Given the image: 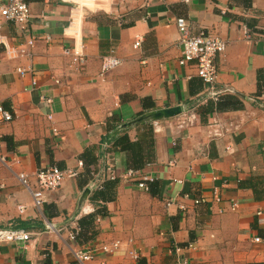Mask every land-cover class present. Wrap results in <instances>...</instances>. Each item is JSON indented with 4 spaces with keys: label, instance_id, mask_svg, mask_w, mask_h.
<instances>
[{
    "label": "crops",
    "instance_id": "0c3cea01",
    "mask_svg": "<svg viewBox=\"0 0 264 264\" xmlns=\"http://www.w3.org/2000/svg\"><path fill=\"white\" fill-rule=\"evenodd\" d=\"M25 1L27 31L2 26L12 54L0 45V107L12 119L0 115V228L31 237L25 245L0 242V264H74L72 249L81 244L67 232L82 207L91 212L78 220L94 218L95 235L82 244L94 250L88 264H264V249L253 241L264 239V217L255 214L264 211V0ZM178 18L193 33L226 42L215 58L212 96H231L240 109L200 122L196 108L211 94L193 62L178 63ZM31 37V55L19 56L18 46ZM74 44L85 55L81 70L64 55ZM107 55L121 65L101 74ZM144 100L153 104L149 111L178 105L185 111L160 120L158 132L151 123L126 127L149 112ZM188 112L195 119L178 129ZM213 119L224 127L221 138L210 136ZM124 136L128 142L117 143ZM82 160L101 181L111 166L107 200L92 201L90 191L82 201L92 179L79 167ZM139 165L154 179L148 191L124 179ZM51 166L76 175L46 192L37 208L33 174ZM115 242L118 249L102 250Z\"/></svg>",
    "mask_w": 264,
    "mask_h": 264
},
{
    "label": "built area",
    "instance_id": "2783aa9c",
    "mask_svg": "<svg viewBox=\"0 0 264 264\" xmlns=\"http://www.w3.org/2000/svg\"><path fill=\"white\" fill-rule=\"evenodd\" d=\"M124 1V0H122ZM188 2L189 0H184ZM0 45H5L7 48V53L11 55V50L7 46L5 36L2 34L3 23L13 24L18 31L23 35L29 26L31 21V12L28 4L25 0H0ZM176 26L178 30V46L180 48V58L178 60L179 65L184 66L190 62L195 64L197 76L201 79L205 86L206 92L211 94L210 99L217 100V97H213L214 86L217 80V70L215 66L216 55L222 54L226 49V42L219 36L208 33L204 30H199L193 33L190 29V25L184 18H178L176 20ZM46 41H50V37H45ZM35 39L30 38L25 41L23 45H19L17 48V53L19 56L29 57L31 55L30 49L34 46ZM141 39L135 41L133 47L136 49L140 46ZM64 55L70 57L72 61V66H75L77 70H81L85 66V55H83L80 46L77 47L74 44L71 47L64 49ZM121 65V60L114 55H107L102 58L101 61V74L108 72ZM17 73L23 76L26 71L24 69H17ZM183 114V113H182ZM0 115L4 121H11V113L0 107ZM181 115V114H180ZM195 119L193 112H188L187 116L183 117L181 121L178 122L177 128L184 129ZM153 130L155 132L159 131V121L151 122ZM210 136L213 139H218L224 135V127L217 119H213L209 122ZM2 160H4L2 158ZM79 167H83V162L78 163ZM107 180L111 181L115 179L114 173L111 166L107 168ZM75 173L71 171H62L58 167L51 166L44 169L37 170L33 176L36 181V189L30 191L33 205L40 208L44 201V195L48 191H53L61 186L64 178L66 176L75 177ZM91 181L89 182L88 188L90 191H94L102 188L103 182L106 180H99L98 176L94 173H90ZM21 184L29 189L28 178L29 176L21 173L18 176ZM124 179L128 181H133L136 183V187L143 191L149 190L150 183H153L154 179L145 174L143 168L141 169H128L124 174ZM264 184V179H263ZM219 201V197L215 199ZM200 200L195 201V204L200 203ZM173 204V200L167 202V206ZM238 203L236 201L231 203V209L236 210ZM181 209H184L181 206ZM20 212H23L24 206L19 207ZM94 210H92L93 212ZM91 210L87 207H82L79 210L78 215L90 214ZM257 217H264V211L258 209L256 211ZM78 217L74 221L73 228L67 232V238L72 243L77 242V236L79 228L77 225ZM30 233L22 229H2L0 228V242H8L13 244L25 245L30 241ZM253 241L255 243H260L264 249V239L260 237H254ZM119 243L115 242L111 247L103 246L102 250L104 252H112L118 249ZM178 252V249H176ZM72 256L74 264H88L94 258V250L88 246L75 245L72 249Z\"/></svg>",
    "mask_w": 264,
    "mask_h": 264
},
{
    "label": "trees",
    "instance_id": "16d2710c",
    "mask_svg": "<svg viewBox=\"0 0 264 264\" xmlns=\"http://www.w3.org/2000/svg\"><path fill=\"white\" fill-rule=\"evenodd\" d=\"M145 101L146 100H144V102H143L144 103V108L148 109V111L151 110L153 104H152V106H151V104H148L146 106L145 105ZM236 103L238 104L239 102H233V100H231V96L218 97L217 100H216V102L213 101L212 99H208L204 103V105L198 106L196 108L197 114L200 117V122L202 124H206L207 123V117L210 114H213V113L226 112L228 109H233L234 107H235V109H240V106H237ZM116 129H117V132L114 131L115 134H117L119 132V125L117 126ZM127 142H128V139L124 136V137L118 138V142L117 143H120L121 144V143H127ZM122 149L123 148L121 147L120 150H122ZM82 162H83V169H84V171L85 172L87 171L88 174H89V176H90V173H91L92 170H90L89 168H87L88 166H90V164L87 163L86 164L87 166H86L83 160H82ZM141 167H143V166H141ZM141 167H140V165L139 166H132V167L130 166V169H141ZM109 182H111V181H106L104 183L103 189H99V190L92 191V192H94L92 194V201H94L96 199L97 200L98 199H101L102 201L103 200H107V198H108L107 188L109 189V186L111 185V183H109ZM97 211L100 212V214L103 215L102 212H104V211H103V207L102 206H99L98 209H97ZM93 223H94V218H93L92 215L84 216V217H82V218H80L78 220L79 232H78L77 240L80 242L81 245L83 244V241L84 242L87 241L85 237H86V235L88 233L90 234L91 238L95 235ZM82 237H84L83 238L84 240L81 239Z\"/></svg>",
    "mask_w": 264,
    "mask_h": 264
},
{
    "label": "water",
    "instance_id": "95a60500",
    "mask_svg": "<svg viewBox=\"0 0 264 264\" xmlns=\"http://www.w3.org/2000/svg\"><path fill=\"white\" fill-rule=\"evenodd\" d=\"M185 111L184 107L181 105L174 106V107H168V108H162V109H155L152 111H149L147 113L142 114L134 121H131L130 123L126 124V127H131L135 125H142L145 123H151L154 121H160V120H166L170 118H174L180 114H182ZM90 193V189L86 188L82 195V201H85L87 196Z\"/></svg>",
    "mask_w": 264,
    "mask_h": 264
}]
</instances>
